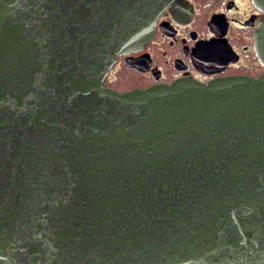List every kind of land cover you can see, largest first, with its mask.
Here are the masks:
<instances>
[{
	"label": "water",
	"instance_id": "95a60500",
	"mask_svg": "<svg viewBox=\"0 0 264 264\" xmlns=\"http://www.w3.org/2000/svg\"><path fill=\"white\" fill-rule=\"evenodd\" d=\"M170 2L0 0V264H264V72L104 85Z\"/></svg>",
	"mask_w": 264,
	"mask_h": 264
},
{
	"label": "flooded vegetation",
	"instance_id": "af4514ba",
	"mask_svg": "<svg viewBox=\"0 0 264 264\" xmlns=\"http://www.w3.org/2000/svg\"><path fill=\"white\" fill-rule=\"evenodd\" d=\"M261 15L252 0H171L154 18L150 39L117 56L104 85L115 88L107 82L118 65L135 75L132 85L118 91L178 78L202 83L229 75L255 78L264 72L254 44ZM126 56L135 58L136 66H127Z\"/></svg>",
	"mask_w": 264,
	"mask_h": 264
},
{
	"label": "rangeland",
	"instance_id": "374dc122",
	"mask_svg": "<svg viewBox=\"0 0 264 264\" xmlns=\"http://www.w3.org/2000/svg\"><path fill=\"white\" fill-rule=\"evenodd\" d=\"M111 76H114V79L107 83L118 89L127 88L129 85H132L133 83L131 84V82H134L135 80V75L127 72L122 65H118L116 70L111 73ZM132 76L134 77V79Z\"/></svg>",
	"mask_w": 264,
	"mask_h": 264
}]
</instances>
